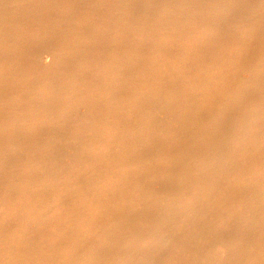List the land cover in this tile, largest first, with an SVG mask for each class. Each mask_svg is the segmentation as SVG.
<instances>
[{
    "label": "rangeland",
    "instance_id": "1",
    "mask_svg": "<svg viewBox=\"0 0 264 264\" xmlns=\"http://www.w3.org/2000/svg\"><path fill=\"white\" fill-rule=\"evenodd\" d=\"M214 260L264 264V0H0V264Z\"/></svg>",
    "mask_w": 264,
    "mask_h": 264
},
{
    "label": "bare ground",
    "instance_id": "2",
    "mask_svg": "<svg viewBox=\"0 0 264 264\" xmlns=\"http://www.w3.org/2000/svg\"><path fill=\"white\" fill-rule=\"evenodd\" d=\"M198 13V12H197ZM24 14V13H23ZM15 15V14H14ZM187 15V14H186ZM191 15V14H190ZM18 17V16H17ZM178 20V19H177ZM172 26V25H171ZM177 29V28H176ZM178 31V30H177ZM34 35H35V33H34ZM17 40V39H16ZM43 53H44V56H47V55H49V50H47V49H44L43 51H42ZM54 53V52H53ZM15 64V63H14ZM248 73V72H247ZM247 75V74H246ZM27 86H29V85H27ZM36 87H37V85H36ZM83 107V106H82ZM208 119H209V117H208ZM220 121V120H219ZM209 129H211L210 127H209ZM229 135V134H228ZM69 150H70V148H69ZM26 154V153H25ZM213 158V157H212ZM214 159V158H213ZM214 162H215V160H214ZM24 163H25V160H24ZM26 164V163H25ZM185 177V176H184ZM220 226V225H219ZM218 226V227H219ZM223 231V230H222ZM225 234V233H224ZM225 236V235H224ZM231 237V236H230ZM222 239V238H221ZM234 241V240H233ZM225 250H226V248H224ZM201 252V251H200ZM224 254V253H223ZM234 255V254H233ZM235 256V255H234ZM199 258V257H198ZM244 261V260H243ZM247 261V260H246ZM210 262V264H224V263H222V262H220V261H209ZM245 263V262H244Z\"/></svg>",
    "mask_w": 264,
    "mask_h": 264
}]
</instances>
